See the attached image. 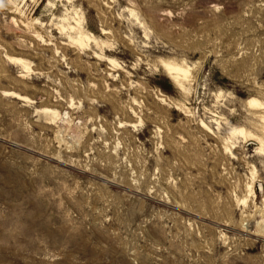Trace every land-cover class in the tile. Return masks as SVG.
<instances>
[{
	"label": "rangeland",
	"instance_id": "374dc122",
	"mask_svg": "<svg viewBox=\"0 0 264 264\" xmlns=\"http://www.w3.org/2000/svg\"><path fill=\"white\" fill-rule=\"evenodd\" d=\"M0 264H264V0H0Z\"/></svg>",
	"mask_w": 264,
	"mask_h": 264
},
{
	"label": "bare ground",
	"instance_id": "6f19581e",
	"mask_svg": "<svg viewBox=\"0 0 264 264\" xmlns=\"http://www.w3.org/2000/svg\"><path fill=\"white\" fill-rule=\"evenodd\" d=\"M11 61H14L15 64L16 63H20L21 60L18 58H10ZM9 59V60H10ZM163 67L166 71V73L170 76L173 77L177 80L178 75H180V73L184 72L181 68H179L178 66L172 64V63H168V62H163ZM15 96V95H13ZM255 102L253 99H249V104ZM241 130V129H240ZM240 133V132H239Z\"/></svg>",
	"mask_w": 264,
	"mask_h": 264
}]
</instances>
